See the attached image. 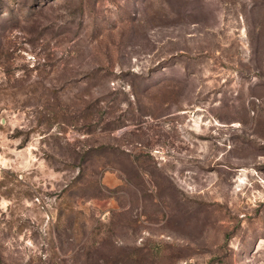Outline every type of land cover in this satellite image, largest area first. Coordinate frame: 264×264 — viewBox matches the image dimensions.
Here are the masks:
<instances>
[{"label":"rangeland","instance_id":"374dc122","mask_svg":"<svg viewBox=\"0 0 264 264\" xmlns=\"http://www.w3.org/2000/svg\"><path fill=\"white\" fill-rule=\"evenodd\" d=\"M0 264H264V0H0Z\"/></svg>","mask_w":264,"mask_h":264}]
</instances>
